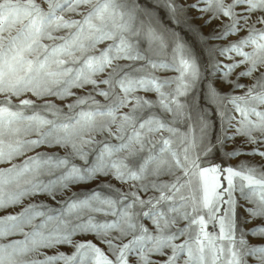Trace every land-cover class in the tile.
Segmentation results:
<instances>
[{
  "label": "snow or ice",
  "instance_id": "obj_1",
  "mask_svg": "<svg viewBox=\"0 0 264 264\" xmlns=\"http://www.w3.org/2000/svg\"><path fill=\"white\" fill-rule=\"evenodd\" d=\"M0 264H264V0H0Z\"/></svg>",
  "mask_w": 264,
  "mask_h": 264
}]
</instances>
